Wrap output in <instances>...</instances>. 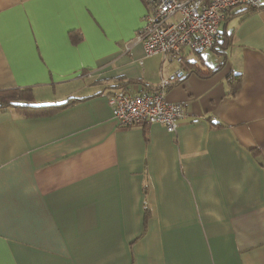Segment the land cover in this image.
I'll list each match as a JSON object with an SVG mask.
<instances>
[{"label":"crops","instance_id":"obj_1","mask_svg":"<svg viewBox=\"0 0 264 264\" xmlns=\"http://www.w3.org/2000/svg\"><path fill=\"white\" fill-rule=\"evenodd\" d=\"M148 10L0 0V91L52 105L0 109V264H264V5L228 12L186 68L145 55ZM180 69L176 134L115 122L111 93Z\"/></svg>","mask_w":264,"mask_h":264},{"label":"built area","instance_id":"obj_2","mask_svg":"<svg viewBox=\"0 0 264 264\" xmlns=\"http://www.w3.org/2000/svg\"><path fill=\"white\" fill-rule=\"evenodd\" d=\"M148 13L137 34L146 56L162 55L180 65L186 51L210 50L218 39L219 27L233 8L260 9L264 0H145ZM183 68V67H182ZM180 69L162 77L153 92L121 89L108 98L113 117L120 126L161 124L170 134L178 132L186 117L183 104L168 100L170 86L184 78Z\"/></svg>","mask_w":264,"mask_h":264},{"label":"trees","instance_id":"obj_3","mask_svg":"<svg viewBox=\"0 0 264 264\" xmlns=\"http://www.w3.org/2000/svg\"><path fill=\"white\" fill-rule=\"evenodd\" d=\"M247 10L250 12L255 11L256 9H251L249 7H246ZM219 39V38H218ZM218 39L215 43H217ZM215 46V44H214ZM214 46L211 49H214ZM201 53L202 51H197ZM182 67H185L190 65L186 59L184 58L182 62ZM188 68V67H187ZM240 76H230L228 77V81L233 85V88L235 90V87H237L240 83V80L237 79ZM234 80L237 81V84L234 83ZM72 103V99L67 100L62 103H58L53 105V108H62L67 107ZM48 106L52 105H45L44 107L42 105H38L33 102V95L32 90L28 88H19V89H13V90H5L0 91V109H6V108H14L16 110L22 111L24 114L31 113L33 115H39L43 113L44 109H48ZM46 112V111H44ZM147 216H149V212L147 211ZM148 218V217H146ZM146 226V224H145ZM147 227V226H146Z\"/></svg>","mask_w":264,"mask_h":264},{"label":"rangeland","instance_id":"obj_4","mask_svg":"<svg viewBox=\"0 0 264 264\" xmlns=\"http://www.w3.org/2000/svg\"><path fill=\"white\" fill-rule=\"evenodd\" d=\"M208 53H207V51L206 52H204V55H207Z\"/></svg>","mask_w":264,"mask_h":264}]
</instances>
